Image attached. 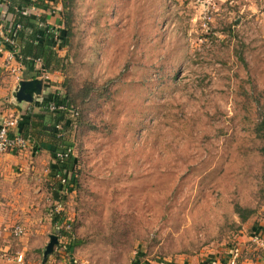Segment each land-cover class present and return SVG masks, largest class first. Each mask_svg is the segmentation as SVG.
Here are the masks:
<instances>
[{"label": "rangeland", "instance_id": "374dc122", "mask_svg": "<svg viewBox=\"0 0 264 264\" xmlns=\"http://www.w3.org/2000/svg\"><path fill=\"white\" fill-rule=\"evenodd\" d=\"M67 10L63 80L97 89L70 132L78 187L46 215L63 212L80 245L68 258L58 242L52 260H225L245 229L234 207L264 216V0Z\"/></svg>", "mask_w": 264, "mask_h": 264}, {"label": "crops", "instance_id": "0c3cea01", "mask_svg": "<svg viewBox=\"0 0 264 264\" xmlns=\"http://www.w3.org/2000/svg\"><path fill=\"white\" fill-rule=\"evenodd\" d=\"M12 1L20 0H0V37L14 22L13 15L8 11ZM60 5L56 2L43 13L48 28L56 31H63L64 26ZM31 13L38 15L41 11ZM13 40L15 45L19 43L15 37ZM61 50L64 48L58 49L57 53L63 58ZM41 68L42 65L33 61L8 63L6 54H0V123L14 118L17 123L11 135L21 138L22 135H27L23 138L27 140L24 150L0 153V264H37L38 257L41 256L42 261V252L49 242V236L55 235L51 219L46 215L47 206L56 205L60 200V191L56 187L53 189L56 180L50 175L55 162L51 147L58 134L45 107L38 104L50 92L59 88L63 82L62 73L47 71L49 81L43 83L47 88L45 95L35 98L32 103L18 104L12 99V91L18 82L39 79L36 75ZM244 224L240 242L228 250L225 260L208 258L197 263L191 260L178 263L227 264L231 258H235V264H264V216L253 222L248 220ZM18 226L23 230L20 237L12 234L13 229ZM254 236H258L259 244L252 241ZM64 249L63 255L71 257L73 248L67 249L64 246ZM56 252L57 250L52 254L55 255ZM51 255L45 264H66L67 260H52L54 256ZM18 257L21 259L18 260ZM143 264L174 263L145 261Z\"/></svg>", "mask_w": 264, "mask_h": 264}, {"label": "trees", "instance_id": "16d2710c", "mask_svg": "<svg viewBox=\"0 0 264 264\" xmlns=\"http://www.w3.org/2000/svg\"><path fill=\"white\" fill-rule=\"evenodd\" d=\"M45 1H53V3L59 2L63 9L62 19L64 21L63 31H56L57 35L48 30V25L45 23L44 14L46 10H49V5ZM74 0H26V1H12L8 11L13 15L14 22L13 25L19 24L20 30L17 31L14 36L19 42L17 49L22 57L21 63L28 61H40L43 68L46 71H59L62 74L66 69V60L58 56L57 50L68 47L69 41V12ZM31 7H35L41 11V14L35 15L29 12ZM1 41V37H0ZM7 49L12 50L11 47ZM38 75V74H37ZM36 75V76H37ZM96 87L90 83L84 84L81 88H76L73 81L65 78L58 89L50 92L45 98L42 99V103L38 104L45 107L47 113L53 121V125L56 128L58 134L55 137V142L52 145V158L54 159V165L51 168V177L56 180L53 185V189L56 187L57 191H65L63 196H60L59 202H63L64 195L72 193L77 189V169L78 160L73 156V153L67 157L66 160H60L56 158L57 152L64 151L65 149L73 150V146L70 140V132L72 129H77L81 126L79 120L87 110V107L93 97ZM50 104L65 105L66 110L49 112L48 106ZM258 117L260 121L257 122L255 127V133L260 138H264V106L261 107L259 104ZM68 109V110H67ZM58 127V129H57ZM23 138L27 135H22ZM61 179L65 180V183H61ZM58 197V196H56ZM234 212L237 214L241 223L248 221L252 215L253 211L245 210L239 206L234 207ZM65 221L64 213L57 212L53 213L51 216V223L55 228V235L58 237L59 247L62 242H66V248H74V246L80 245V242L74 240L70 231L61 228ZM64 242V243H65Z\"/></svg>", "mask_w": 264, "mask_h": 264}, {"label": "built area", "instance_id": "2783aa9c", "mask_svg": "<svg viewBox=\"0 0 264 264\" xmlns=\"http://www.w3.org/2000/svg\"><path fill=\"white\" fill-rule=\"evenodd\" d=\"M36 1V0H32ZM46 4L49 6L53 5V1H45ZM30 12L37 11L35 7H31L29 9ZM20 30V25L16 24L14 26H11V28H8L3 36L1 37L0 42V54H6V61L9 63L11 61H16L17 63L21 64L22 57L19 54V50L17 49L15 42L13 40V37L16 35L17 31ZM48 30L55 35H57L56 30L52 28H48ZM8 47H11L12 50L7 49ZM36 63H39L40 66L42 65L40 61H34ZM48 72L41 68V71L37 75L39 79L43 81V83H47L48 80ZM66 110L65 105H55L50 104L48 106L49 112H56V111H64ZM68 110V109H67ZM17 120L12 118L9 120H4L2 123H0V153H5L9 151H15V150H24L26 148L27 140L18 137V136H12L11 132L13 128L16 126ZM72 154V151L70 149H65L64 151L57 152L56 158L60 160H66L68 156ZM61 183L64 184L65 180L61 179ZM65 194V191H62L59 193V196ZM14 236L20 237L23 234V230L21 227H15L12 231ZM252 241L254 243H260L258 236H254ZM21 259V257H18V260ZM235 259V258H234ZM233 258H231L227 264H235L236 261Z\"/></svg>", "mask_w": 264, "mask_h": 264}, {"label": "water", "instance_id": "95a60500", "mask_svg": "<svg viewBox=\"0 0 264 264\" xmlns=\"http://www.w3.org/2000/svg\"><path fill=\"white\" fill-rule=\"evenodd\" d=\"M47 88L41 79L21 80L12 91V99L20 104L22 102L32 103L35 98L44 96ZM58 237L56 235L49 236V242L42 252L41 264H45L48 257L53 253L54 248L58 245Z\"/></svg>", "mask_w": 264, "mask_h": 264}]
</instances>
